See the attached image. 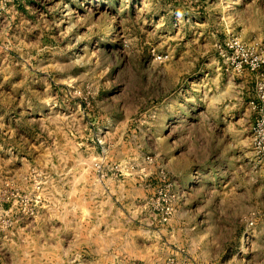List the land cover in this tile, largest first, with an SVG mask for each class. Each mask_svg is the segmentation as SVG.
<instances>
[{
    "label": "rangeland",
    "instance_id": "rangeland-1",
    "mask_svg": "<svg viewBox=\"0 0 264 264\" xmlns=\"http://www.w3.org/2000/svg\"><path fill=\"white\" fill-rule=\"evenodd\" d=\"M11 2L0 264H264V0Z\"/></svg>",
    "mask_w": 264,
    "mask_h": 264
},
{
    "label": "built area",
    "instance_id": "built-area-1",
    "mask_svg": "<svg viewBox=\"0 0 264 264\" xmlns=\"http://www.w3.org/2000/svg\"><path fill=\"white\" fill-rule=\"evenodd\" d=\"M13 0H0V11L3 10L9 2ZM261 64L258 62L251 65L252 70H256ZM240 67V66H239ZM258 108L260 109L258 119L253 129V145L255 150L264 160V81L257 85Z\"/></svg>",
    "mask_w": 264,
    "mask_h": 264
},
{
    "label": "crops",
    "instance_id": "crops-1",
    "mask_svg": "<svg viewBox=\"0 0 264 264\" xmlns=\"http://www.w3.org/2000/svg\"><path fill=\"white\" fill-rule=\"evenodd\" d=\"M13 1H15V2H11L10 4H9V11H11V13H13V14H15V15H18V16H21L22 15V13H21V10H19L17 7H16V2H18V0H13ZM249 75H253V74H250L249 72H247L246 73V76H249Z\"/></svg>",
    "mask_w": 264,
    "mask_h": 264
}]
</instances>
